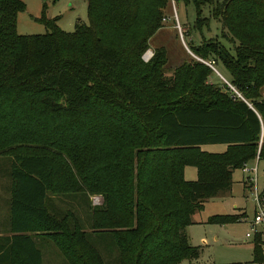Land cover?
I'll list each match as a JSON object with an SVG mask.
<instances>
[{
	"label": "trees",
	"instance_id": "trees-1",
	"mask_svg": "<svg viewBox=\"0 0 264 264\" xmlns=\"http://www.w3.org/2000/svg\"><path fill=\"white\" fill-rule=\"evenodd\" d=\"M170 0H87L88 24L64 32L45 17L43 35H19L21 0H0V155L8 159L11 237L0 264H43L35 238L71 264H106L74 211L52 197L101 195L92 208L96 241L118 264H182L200 257L186 235L205 203L225 197L232 174L264 161V0H175L192 4L194 29L210 17L217 39L193 53L228 72L246 102L209 84L213 70L183 63L165 75L166 52L142 60ZM223 144L214 154L201 146ZM9 163V164H8ZM197 170L185 180V168ZM264 195V192L261 193ZM216 215L208 224L237 222ZM259 238L253 254L264 263Z\"/></svg>",
	"mask_w": 264,
	"mask_h": 264
},
{
	"label": "rangeland",
	"instance_id": "rangeland-1",
	"mask_svg": "<svg viewBox=\"0 0 264 264\" xmlns=\"http://www.w3.org/2000/svg\"><path fill=\"white\" fill-rule=\"evenodd\" d=\"M26 11L18 15L17 32L19 35H43L49 30L47 26L35 19L45 17L47 20H57V25L66 33H73L78 25L88 24L87 0H21ZM177 18L173 7L169 3L165 15L161 21V28L149 41L148 50L143 54L144 63H149L156 50L164 49L168 59L164 67L167 77L173 76L176 68L183 63L205 62L207 59L196 56L192 51L195 47H201L206 41L217 39L223 45L229 47V43L223 36L222 25L210 17V9L203 8V17L209 18L208 27L197 31L194 28L196 12L192 4L175 1ZM164 18L166 21H163ZM216 71L226 80H230L228 72L218 63L214 66ZM213 71L208 78L209 84L221 86L224 81ZM264 93V89H263ZM8 159L0 155V222L9 223V200L11 180L8 175ZM9 164V163H8ZM257 166L256 184L252 190L244 187L246 176L242 169L235 170L232 177V189L223 199L216 198L207 203L203 211L197 212L192 217L193 222L189 228L188 237L192 247L202 248L201 257L198 260L185 261L182 264H258L255 261L253 248L255 238L246 239V234L251 230L250 222L253 219L255 204L253 194L256 189L260 194L264 192V162L255 163ZM247 175V174H246ZM186 181L197 180V170L188 167L185 174ZM6 197V207L5 198ZM8 197V199H7ZM55 207L62 211H74L83 224L90 243L98 249L106 264H118V252L110 248L109 240L96 241L90 236L92 230V208L103 204L101 195H71V197H52ZM243 212V213H242ZM216 215L237 216V222L224 225L208 224L206 221ZM9 227V224H8ZM37 247L43 254V264H71L56 245L49 239L35 238ZM262 243V242H261ZM201 247V248H200ZM261 249L264 253V243Z\"/></svg>",
	"mask_w": 264,
	"mask_h": 264
},
{
	"label": "built area",
	"instance_id": "built-area-1",
	"mask_svg": "<svg viewBox=\"0 0 264 264\" xmlns=\"http://www.w3.org/2000/svg\"><path fill=\"white\" fill-rule=\"evenodd\" d=\"M169 3L173 7V11L176 19H178L176 7H175V0H170ZM163 21H166V19L164 18ZM205 64L209 66L213 71L217 72L216 69L214 68L213 62H209ZM218 75L224 81V85L227 87V91L234 100H241L246 102L243 96L241 95V93H239V91L231 83H229L228 80H226L219 73ZM242 170L245 174L248 175V182L251 183L252 184L251 186L254 188L256 184L257 166L248 167V165H245ZM253 202L255 204V211H254L253 219L250 222L251 230L249 233L246 234V239H250L252 237H254L255 239L259 238L260 241L264 243V195H261L259 192L256 191V189L253 194ZM258 264H264V263H258Z\"/></svg>",
	"mask_w": 264,
	"mask_h": 264
},
{
	"label": "crops",
	"instance_id": "crops-1",
	"mask_svg": "<svg viewBox=\"0 0 264 264\" xmlns=\"http://www.w3.org/2000/svg\"><path fill=\"white\" fill-rule=\"evenodd\" d=\"M262 94H263V96H264V93L262 92ZM229 146L228 145H223V144H211V145H204V146H201V150L202 151H204V152H207V153H214V154H219V153H224L226 150H227V148H228ZM261 161H259L258 159L257 160H255V161H252V162H249L247 165H248V167H254V165H255V163H260ZM264 162V161H263ZM188 168V167H187ZM187 168H185V174H186V170H187ZM235 172V171H234ZM234 172H233V174H234ZM244 173V172H243ZM184 174V175H185ZM233 174H232V177H233ZM245 174V173H244ZM245 176H246V182H245V185H244V187L246 188V189H250V190H252L253 189V187L251 186L252 184L251 183H249L248 182V175H246L245 174ZM216 198H220V199H223L224 197H216ZM216 198H213V199H210V200H208L207 201V203H209V202H211V201H213L214 199H216ZM3 199H5L4 201H5V207H6V197L5 198H3ZM7 199H8V197H7ZM0 200H2V197H1V192H0ZM9 200V199H8ZM207 203H205V205L207 204ZM0 205H1V201H0ZM243 213V212H242ZM194 217V216H193ZM0 218H2V216L0 215ZM207 222V221H206ZM197 224V223H195V222H193V220H192V224ZM9 227H10V220H9ZM8 224H6V222L4 223V224H2L1 222H0V237H11L12 235L11 234H9L8 233V231H9V227H8ZM190 227H192V226H189V227H187V229H186V235H187V238H188V242L190 241L189 240V235H188V232H189V228ZM190 244V243H189ZM201 248V247H200ZM201 253H202V248H201ZM200 257H201V254H200ZM199 257V258H200ZM198 260V259H197Z\"/></svg>",
	"mask_w": 264,
	"mask_h": 264
}]
</instances>
